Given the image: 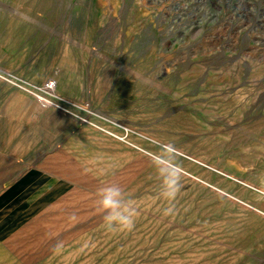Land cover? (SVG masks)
Here are the masks:
<instances>
[{
	"label": "rangeland",
	"instance_id": "374dc122",
	"mask_svg": "<svg viewBox=\"0 0 264 264\" xmlns=\"http://www.w3.org/2000/svg\"><path fill=\"white\" fill-rule=\"evenodd\" d=\"M32 170L83 197L0 264H264V0H0V193Z\"/></svg>",
	"mask_w": 264,
	"mask_h": 264
},
{
	"label": "crops",
	"instance_id": "0c3cea01",
	"mask_svg": "<svg viewBox=\"0 0 264 264\" xmlns=\"http://www.w3.org/2000/svg\"><path fill=\"white\" fill-rule=\"evenodd\" d=\"M79 192L82 191L75 189L70 194L61 185L45 181L35 170L25 173L17 181L5 186L0 193V241L10 246L9 243H13V238L23 228L22 225L30 220L27 215L35 210L41 213L44 207L52 203L58 207L65 199L66 212L74 213L75 205L83 197Z\"/></svg>",
	"mask_w": 264,
	"mask_h": 264
},
{
	"label": "built area",
	"instance_id": "2783aa9c",
	"mask_svg": "<svg viewBox=\"0 0 264 264\" xmlns=\"http://www.w3.org/2000/svg\"><path fill=\"white\" fill-rule=\"evenodd\" d=\"M57 81L54 79H49L43 83L40 88L41 95L44 97H53L56 93ZM43 98V97H42ZM46 101V98H43Z\"/></svg>",
	"mask_w": 264,
	"mask_h": 264
},
{
	"label": "bare ground",
	"instance_id": "6f19581e",
	"mask_svg": "<svg viewBox=\"0 0 264 264\" xmlns=\"http://www.w3.org/2000/svg\"><path fill=\"white\" fill-rule=\"evenodd\" d=\"M58 90H59V88H58ZM57 89H56V92L58 91ZM55 104V103H54ZM56 105V104H55ZM58 120H59V118H58ZM59 123H60V120H59ZM33 174V173H32ZM14 187V186H13ZM14 189V188H13ZM15 196V195H14Z\"/></svg>",
	"mask_w": 264,
	"mask_h": 264
}]
</instances>
